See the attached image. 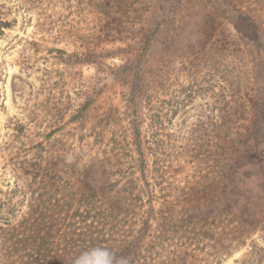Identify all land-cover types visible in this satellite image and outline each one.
I'll return each instance as SVG.
<instances>
[{"label": "rangeland", "instance_id": "rangeland-1", "mask_svg": "<svg viewBox=\"0 0 264 264\" xmlns=\"http://www.w3.org/2000/svg\"><path fill=\"white\" fill-rule=\"evenodd\" d=\"M260 104L264 0H0V215L30 212L34 170L72 191L93 162L136 264H264V220L240 212L256 173L218 156L253 144L219 126L253 127Z\"/></svg>", "mask_w": 264, "mask_h": 264}, {"label": "trees", "instance_id": "trees-1", "mask_svg": "<svg viewBox=\"0 0 264 264\" xmlns=\"http://www.w3.org/2000/svg\"><path fill=\"white\" fill-rule=\"evenodd\" d=\"M258 92L261 95L263 89L260 88ZM260 105L261 110L255 109L252 116V119L256 120L252 123L255 124L253 127L249 125L247 127H234L230 123L229 125L225 123L219 126V128L228 132L231 129H235L236 133L239 134L240 131L245 132V135L241 133L240 137H257L254 139L253 144L245 145L246 148L242 151L238 150L237 155L233 157H227L226 141L219 142L220 151L223 149L225 151L218 154L222 160L219 165L223 164L225 160L224 165L227 167L229 160L234 158L236 159L235 169H230L229 166V171L236 170L238 172L240 167H247L254 169L256 173L253 175L255 178L253 182L254 188H251L249 193H247L248 199L245 202L247 207L244 210H240L241 215H245V223L252 219L255 223L264 220V105ZM132 132L136 145L140 147L141 140L137 129L132 127ZM258 146L261 147L259 156L257 155ZM253 148L254 154L252 155ZM124 155L112 153L110 154V161L106 163L110 166L111 164L115 165V162H120L123 156L128 157L127 154ZM244 157L245 161L241 162ZM35 159L45 162V158L42 156L40 158L36 156ZM141 161L143 162L141 163V170H145L146 161L144 159ZM21 162L23 163V161ZM25 162L30 163L29 166L32 167L37 161ZM15 164L19 165V162ZM99 165L92 162L83 169L77 168L78 185L72 191L67 190L66 187L62 188L59 185L60 177L49 173V169L55 166L54 163L47 166L46 169L34 170L32 172L34 179L29 184H37L39 192L30 202V212H24L19 220H14L12 223L3 214L0 215V264H56V261L67 264L79 252L97 245L110 247L118 256L128 257L130 264H136L139 258L135 259V255L131 256L133 249L130 248L133 246L129 248V242L115 239L114 226L106 224L107 217H110L116 210L117 213L123 212V209L112 205L111 203L113 202L99 203L101 206L97 207L92 202V200L96 202L97 193L87 180L91 178L97 181L99 174L108 172L105 168H100ZM126 175L128 174L126 173ZM38 177L39 179H37ZM32 192L35 191L32 190ZM74 195L79 196V201L85 200L90 205L86 212L76 215H82L78 220L72 216L73 213H71V216L68 213L60 215L63 213L60 210L67 208L71 204ZM90 201L91 204L89 203ZM2 205H5V203H2ZM54 216H59V219H56V225L53 228ZM42 245L44 248H42ZM36 246L39 249L35 250Z\"/></svg>", "mask_w": 264, "mask_h": 264}, {"label": "clouds", "instance_id": "clouds-1", "mask_svg": "<svg viewBox=\"0 0 264 264\" xmlns=\"http://www.w3.org/2000/svg\"><path fill=\"white\" fill-rule=\"evenodd\" d=\"M67 264H130V260L118 256L110 247L97 245L79 252Z\"/></svg>", "mask_w": 264, "mask_h": 264}]
</instances>
